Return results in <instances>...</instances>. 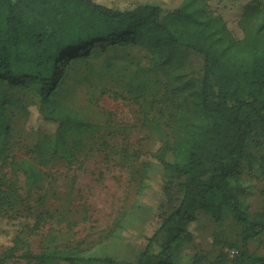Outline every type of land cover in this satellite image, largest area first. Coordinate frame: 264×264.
<instances>
[{"label": "trees", "instance_id": "16d2710c", "mask_svg": "<svg viewBox=\"0 0 264 264\" xmlns=\"http://www.w3.org/2000/svg\"><path fill=\"white\" fill-rule=\"evenodd\" d=\"M239 27L241 39L207 0H183L165 14L160 5L148 3L0 0V159L9 150L19 95L28 90L39 112L58 123V130L42 134L30 147L33 156L13 163L22 165L29 189L43 185L47 174L42 167L70 162L74 150L97 131L69 102L74 84L89 80L94 56L136 50L144 62L124 60L115 83L144 118L155 111L153 121L165 119L168 135L152 156L163 167L168 201L174 192L179 196L128 264H180L184 247L193 242L188 225L200 213L228 225L235 235L228 244L232 249L220 252L212 264H264V249L248 247L261 229L238 188L243 164L264 168V2L250 1ZM191 56L202 60L201 72L194 69ZM89 87L106 90L103 83L90 82ZM146 172L145 167L142 178ZM49 193L39 195L41 203ZM153 246L159 252H152ZM16 257L42 264H117L112 257L49 249L20 256L11 249L0 264ZM194 261H200L196 254Z\"/></svg>", "mask_w": 264, "mask_h": 264}, {"label": "rangeland", "instance_id": "374dc122", "mask_svg": "<svg viewBox=\"0 0 264 264\" xmlns=\"http://www.w3.org/2000/svg\"><path fill=\"white\" fill-rule=\"evenodd\" d=\"M95 1L160 5L165 14L183 0ZM228 28L236 38L243 37L236 20ZM130 58L144 62L136 50L127 54L110 50L93 57L89 80L77 81L68 99L97 125L95 136L74 150L70 162L59 160L42 167L47 179L32 189L27 187L22 165L13 161L33 156L31 145L44 133L54 134L58 123L43 117L28 90L24 97L19 95L22 100L14 109L9 150L0 159V258L11 249L15 256L49 249L92 258L112 257L117 264H128L135 261L163 217L178 204L179 193L174 192L171 201L165 196L163 167L152 156L168 135L165 119L153 121L158 116L155 111L144 118L118 81L115 83L119 66ZM191 59L194 69L201 72L202 60L194 56ZM90 82L96 86L103 83L106 90L97 91L89 87ZM90 93L93 100L89 99ZM145 167L147 172L142 178ZM263 170L259 165L246 164L238 170L239 193L249 201L251 217L261 229L248 246L251 250L264 249ZM47 189L50 193L41 203L39 195ZM188 229L193 242L184 247L180 264H212L220 252L232 249L228 244L235 235L229 226L215 223L206 214L200 213ZM152 252H159V248L153 246ZM195 254L199 263L194 261ZM4 264L42 263L16 257ZM45 264L69 263L57 260Z\"/></svg>", "mask_w": 264, "mask_h": 264}, {"label": "crops", "instance_id": "0c3cea01", "mask_svg": "<svg viewBox=\"0 0 264 264\" xmlns=\"http://www.w3.org/2000/svg\"><path fill=\"white\" fill-rule=\"evenodd\" d=\"M211 9L221 15L227 25L242 17L245 6L252 0H207Z\"/></svg>", "mask_w": 264, "mask_h": 264}, {"label": "built area", "instance_id": "2783aa9c", "mask_svg": "<svg viewBox=\"0 0 264 264\" xmlns=\"http://www.w3.org/2000/svg\"><path fill=\"white\" fill-rule=\"evenodd\" d=\"M262 2H264V0H261Z\"/></svg>", "mask_w": 264, "mask_h": 264}]
</instances>
